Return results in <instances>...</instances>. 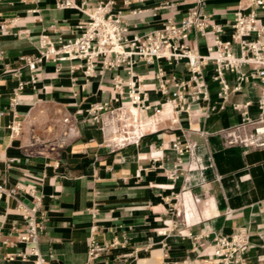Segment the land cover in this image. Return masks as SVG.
<instances>
[{
	"label": "crops",
	"instance_id": "0c3cea01",
	"mask_svg": "<svg viewBox=\"0 0 264 264\" xmlns=\"http://www.w3.org/2000/svg\"><path fill=\"white\" fill-rule=\"evenodd\" d=\"M62 1L0 0V182L5 189L33 188L41 196L39 212L46 221L39 248L45 260L83 264L93 237L100 244L121 243L98 264H114L120 256L127 264H205L217 234L244 230L243 264H264V147H225L220 136L244 112L259 116L264 85L250 75L252 66L240 68L247 80L223 71L224 96L209 60L202 69L207 97L192 98L187 88L186 102H178L161 94L156 77L162 73L174 91L175 83L190 78L186 60L140 61L132 72L145 94V109L128 99L127 66L104 69L97 62L87 75L84 61L48 59L31 73L26 61L38 55L43 36L53 43L72 38L79 34L75 26L88 20L78 9L60 7ZM70 1L77 6L85 1L89 11L107 0ZM110 1L126 38L167 21L179 24L193 6V0ZM248 4L205 0L203 13L229 40L234 14ZM256 11L264 23V9ZM185 43L199 55L215 56L210 27L204 35L191 32ZM232 47L239 55L238 45ZM118 79L124 95L116 102ZM19 82H25L22 88ZM102 103L122 109L118 115L127 118L125 130L134 140L113 146L110 139L126 137L124 123L113 117L116 133L94 123L90 108ZM98 115L105 121L108 113ZM17 124L15 134L11 128ZM20 203L31 204L23 191L0 197V235L11 240L0 246V264H7V253L28 251L14 243L24 224Z\"/></svg>",
	"mask_w": 264,
	"mask_h": 264
},
{
	"label": "built area",
	"instance_id": "2783aa9c",
	"mask_svg": "<svg viewBox=\"0 0 264 264\" xmlns=\"http://www.w3.org/2000/svg\"><path fill=\"white\" fill-rule=\"evenodd\" d=\"M111 1L100 2L94 8L87 11L86 2L80 6L73 4L70 0H63L59 6L62 8H75L83 12L88 20L79 22L75 30L79 34L72 38L51 42L47 36L40 40V50L37 56H30L26 65L33 73L38 65L44 60L64 61L79 60L85 62V73L91 75L97 62L104 69H117L120 66H127L130 80L127 83L128 99L133 105L140 108H147L145 105V94L133 80V66L143 61L147 64L155 60L165 59L168 62L181 59L186 60L190 78L188 81L180 80L175 83L176 89L170 91L168 81L159 73L156 77L158 88L162 95L171 96L178 102H186L184 92L190 89V96L195 98L199 95L207 97L206 87L203 83L202 69L209 60L216 64L213 79L221 85V92L226 96L227 85L223 79V71L236 72L239 80H247L248 75L242 73L240 68L243 65L252 66V78H257L264 85V23L260 21L256 9H264V0H249L247 7L239 8L234 14L231 24L229 40H223L224 33L222 26L210 25L203 13L205 0H193V6L189 8L179 24L167 21L161 28L151 30L143 35H135L126 38V27L121 16L111 11ZM253 7V9H250ZM249 9L247 12L245 10ZM210 27L214 34L215 56L199 55L185 43L191 32L204 35ZM237 44L240 54L236 55L233 45ZM30 82H34L31 77ZM25 82H19L22 88ZM114 101L118 102L124 95V82L118 79L113 84ZM239 89V86L236 88ZM259 116L250 118L247 112L242 114L241 121L220 132L222 143L225 147L244 145L250 149L264 147V95L259 98ZM94 123H100L101 127L108 130L112 125L113 117L122 113V109L110 107L108 103H102L90 108ZM107 112L105 121L101 119L98 112ZM160 109H155V114ZM122 131L126 137L119 141L110 139L114 147H122L134 140L130 132L125 130L127 118H123ZM64 123L68 119L63 120ZM19 124L12 127L13 133H19ZM173 147L182 153L178 143ZM23 191L31 200V204L20 203L18 209L24 220L22 234L15 237L14 243H23L28 251L18 253H7L5 259L7 264H49L39 248L40 237L45 232V215L39 212L41 196L36 194L33 188L15 186L5 189L0 182V197L14 195ZM11 242L10 237L0 235V246ZM121 244L117 240L112 242L98 243L95 238H90L87 257L83 264H98L111 249ZM248 246V235L244 230H238L231 234H217L212 245V255L204 260L205 264H243V254ZM32 258V259H30ZM19 260V263H15ZM114 264H127L123 257L116 259Z\"/></svg>",
	"mask_w": 264,
	"mask_h": 264
},
{
	"label": "bare ground",
	"instance_id": "6f19581e",
	"mask_svg": "<svg viewBox=\"0 0 264 264\" xmlns=\"http://www.w3.org/2000/svg\"><path fill=\"white\" fill-rule=\"evenodd\" d=\"M114 120L115 121H120V120H123V119H122V117H120L119 115H117V116L114 117ZM110 130L112 131V133H116L117 132V130H113V121H112V125L110 126ZM114 139L116 140V138H114Z\"/></svg>",
	"mask_w": 264,
	"mask_h": 264
}]
</instances>
